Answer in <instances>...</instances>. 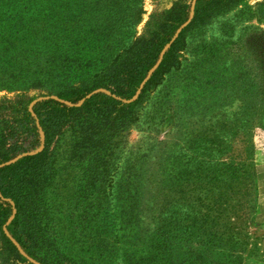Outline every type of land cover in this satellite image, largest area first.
I'll return each instance as SVG.
<instances>
[{"label":"rangeland","instance_id":"rangeland-1","mask_svg":"<svg viewBox=\"0 0 264 264\" xmlns=\"http://www.w3.org/2000/svg\"><path fill=\"white\" fill-rule=\"evenodd\" d=\"M127 1L66 0L51 12L2 17L14 30L36 36L59 31L64 47L56 59L61 69L46 80L50 82L40 73L52 57L49 52L38 59L21 53L17 59L0 60V131L8 100L23 94L55 97L64 86L92 84L95 78L88 73L94 67L97 72L106 68L111 56L143 34L152 15L171 12L177 2L141 0L139 21L130 32L118 33L106 26V20L117 12L116 4ZM189 23L177 31L173 43ZM250 31L260 35L244 46L241 39ZM261 33L264 0H236L226 12L215 11L210 19L185 31L169 70L147 89L130 127L115 140L110 155H103L106 158L98 168L73 155L74 132L69 131L61 144L57 176L47 185L50 262L264 264V128L258 126L250 106L252 92L258 90L264 97ZM25 41L30 39L19 38L13 44ZM109 44L116 47L109 51ZM67 48H74L76 54L67 56ZM71 62L77 64L72 74L67 71ZM89 64L91 70L86 68ZM241 78L262 79L260 89L239 88ZM234 80L239 82L231 87ZM239 96L247 98L244 103ZM247 141L254 147L248 160L240 157ZM104 148L109 145H97L98 150ZM229 158L236 164H251L246 170L250 177L242 172L231 179L239 200L237 218L227 220L226 212L206 218L205 208L191 198L193 183L204 189L225 181L217 166ZM196 162L202 164L195 166ZM91 174L97 175L95 181L89 179Z\"/></svg>","mask_w":264,"mask_h":264},{"label":"trees","instance_id":"trees-1","mask_svg":"<svg viewBox=\"0 0 264 264\" xmlns=\"http://www.w3.org/2000/svg\"><path fill=\"white\" fill-rule=\"evenodd\" d=\"M60 1L66 0H0V60L17 59L21 53L38 59L41 54L49 52L52 57L47 59L48 65L43 66L40 73L44 74L45 82H50L51 80H46L53 79V73H58L61 69L56 61L57 54L64 47L61 45L59 31H49L36 36L14 30L2 17L9 19L33 10L51 12L57 10ZM140 1L128 0L127 5L116 4L117 12L106 20V26L118 33L130 32L139 21L138 15L141 11L137 5ZM235 4L236 0H177L171 12L152 15L143 34L132 44H127L119 50L121 53L111 56L106 68L97 72L94 67L93 72L88 73L95 78L92 84L64 86L56 92L55 97H52L53 93L33 96L23 94L7 101L9 106L6 110V120L0 131V240L3 250L0 253V264H70L62 261L50 262L46 254L51 245L50 238L46 237L49 221L46 220L45 211L51 210L47 187L53 184L57 176V160L65 137L73 130V155L79 160L87 158L98 168L99 162L106 158V155H110L116 145L115 140L130 127L134 113L147 89L169 70L173 52L183 33L210 19L215 11L226 12ZM73 7L74 5L70 4L71 10ZM189 21L158 64L164 48ZM72 33L73 30L69 34ZM262 34L264 36V33ZM258 35L260 34L255 31L246 33L245 38L241 39L242 45H249L254 36ZM24 37L30 41H25L23 45L19 42L13 44ZM27 42L30 44L26 45ZM106 47L110 51L116 46L109 44ZM66 50L67 56L76 54L74 48ZM77 56L80 57L78 54ZM157 64L148 78L150 71ZM76 66L75 62H71L67 71ZM40 67L41 64L36 68ZM86 68L91 70L93 66L89 64ZM241 81L239 88L248 86L249 89H260L258 84L262 79L251 82L247 78H241ZM238 82L239 80H234L231 87ZM252 93L254 95L250 96V106L256 121L259 122L258 126L264 128V97L258 90ZM246 99L243 96L238 98L241 103ZM246 143L248 146L242 154L240 153V157L245 156L248 160L254 147L249 141ZM98 144L109 145V148L98 150ZM85 145L86 149L83 148ZM195 164L197 166L202 162ZM250 166L251 164H236L229 158L228 162L217 166L220 167L218 171L223 172L219 177L226 178L225 181H220L214 188L209 184L208 188L204 189L203 186L193 183L191 198L205 208L206 213L203 216L212 218L216 212L218 216H224L226 212L227 220L237 218L235 211H238L236 207L239 200L235 197L232 180L242 172L250 177L246 174ZM226 172H229L230 176L225 174ZM252 176L253 189L256 191L255 173ZM96 177V174L89 175V179L94 181ZM193 179L206 182L205 178L201 177ZM228 210L232 211L234 216H229ZM219 211L224 212L220 214Z\"/></svg>","mask_w":264,"mask_h":264},{"label":"water","instance_id":"water-1","mask_svg":"<svg viewBox=\"0 0 264 264\" xmlns=\"http://www.w3.org/2000/svg\"><path fill=\"white\" fill-rule=\"evenodd\" d=\"M194 1H196V0H194ZM180 32V31H179ZM178 32V33H179ZM178 33L175 35V37L173 38V40L164 48V50L162 51V53H161V56H160V60H159V62H158V64L160 63V61L162 60V58H163V56H164V54H165V52H166V50L170 47V45L173 43V41L176 39V37L178 36ZM158 64L150 71V73H149V75H148V77L152 74V72L155 70V68L158 66Z\"/></svg>","mask_w":264,"mask_h":264}]
</instances>
